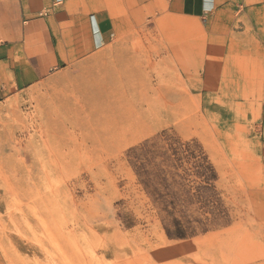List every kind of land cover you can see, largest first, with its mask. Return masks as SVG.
<instances>
[{"label":"rangeland","instance_id":"rangeland-1","mask_svg":"<svg viewBox=\"0 0 264 264\" xmlns=\"http://www.w3.org/2000/svg\"><path fill=\"white\" fill-rule=\"evenodd\" d=\"M154 40L132 48L147 65L156 52V78L115 88L156 118L119 146L102 145L110 107L91 102L84 77L53 76L0 110L12 214L0 230L24 235L23 264H264V114L252 110L251 125L238 110L249 94L214 93L202 108Z\"/></svg>","mask_w":264,"mask_h":264},{"label":"crops","instance_id":"crops-1","mask_svg":"<svg viewBox=\"0 0 264 264\" xmlns=\"http://www.w3.org/2000/svg\"><path fill=\"white\" fill-rule=\"evenodd\" d=\"M154 37L202 108L214 93L232 103L249 94L238 110L251 125L252 110L264 114V0H0V110L53 76L87 78L97 94L123 92L118 79H155L156 52L147 65L132 48L157 46ZM9 206L0 197V221L11 225ZM29 252L24 235L0 230V264H23Z\"/></svg>","mask_w":264,"mask_h":264},{"label":"bare ground","instance_id":"bare-ground-1","mask_svg":"<svg viewBox=\"0 0 264 264\" xmlns=\"http://www.w3.org/2000/svg\"><path fill=\"white\" fill-rule=\"evenodd\" d=\"M120 93L116 91H106L104 95H100L101 92H99V94H95V97L91 99V102L106 103L108 107H110L109 111H111V114L107 118H111L109 121L111 123L107 125L105 132L101 137L103 143L102 145L105 149L119 146V144L129 141V137L141 135V133L145 130L146 125L150 124L151 120L154 121L156 118V115L154 116L148 110L149 108L135 107V109H133L132 106L129 107L126 106V104H121L126 103V101L130 102V99L127 94L122 95L124 92ZM113 102L120 104H108ZM103 109L107 110L108 108ZM165 243L168 244L166 240ZM185 247L186 245H180L177 249L182 251Z\"/></svg>","mask_w":264,"mask_h":264}]
</instances>
